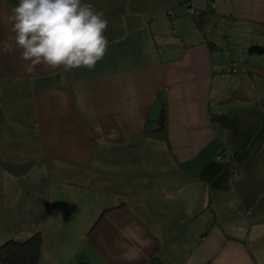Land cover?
Returning <instances> with one entry per match:
<instances>
[{"label":"crops","instance_id":"0c3cea01","mask_svg":"<svg viewBox=\"0 0 264 264\" xmlns=\"http://www.w3.org/2000/svg\"><path fill=\"white\" fill-rule=\"evenodd\" d=\"M184 1L83 0L108 21L92 71L0 51V245L38 234L36 264H264V58L245 54L264 53V0H194L198 22Z\"/></svg>","mask_w":264,"mask_h":264},{"label":"clouds","instance_id":"9594fccd","mask_svg":"<svg viewBox=\"0 0 264 264\" xmlns=\"http://www.w3.org/2000/svg\"><path fill=\"white\" fill-rule=\"evenodd\" d=\"M0 21L8 29L0 51L18 52L27 73L36 65L92 71L109 45L103 12L83 0H18Z\"/></svg>","mask_w":264,"mask_h":264},{"label":"trees","instance_id":"16d2710c","mask_svg":"<svg viewBox=\"0 0 264 264\" xmlns=\"http://www.w3.org/2000/svg\"><path fill=\"white\" fill-rule=\"evenodd\" d=\"M238 95L237 91L233 94ZM165 116L158 117V123L163 124ZM41 239L38 234L25 242L8 240L0 245V264H36L39 257ZM209 264V263H207Z\"/></svg>","mask_w":264,"mask_h":264},{"label":"built area","instance_id":"2783aa9c","mask_svg":"<svg viewBox=\"0 0 264 264\" xmlns=\"http://www.w3.org/2000/svg\"><path fill=\"white\" fill-rule=\"evenodd\" d=\"M211 1V0H210ZM211 5H213V2L211 1ZM183 8H185V10L194 17V19L198 18V14H199V10L197 9V7H195V2L194 0H185L183 3ZM229 67L231 68L232 71L235 70V66L234 63H231V65H229ZM222 157V155L219 153L216 156V160L220 159Z\"/></svg>","mask_w":264,"mask_h":264},{"label":"rangeland","instance_id":"374dc122","mask_svg":"<svg viewBox=\"0 0 264 264\" xmlns=\"http://www.w3.org/2000/svg\"><path fill=\"white\" fill-rule=\"evenodd\" d=\"M198 9V8H197ZM199 10V9H198ZM200 14H201V11L199 10V14H198V18H196V21L198 22L199 21V17H200ZM236 39H237V37H235ZM237 48H239L240 50H244L243 49V47L242 46H240V47H237V46H235V47H233V50H236L237 52L238 51H240L239 49H237ZM245 54H248V55H253L254 56V58H257V59H262V58H264V53H260V52H255V54H251L250 52L248 53H245ZM246 58H250V57H246ZM253 60H255V59H253ZM253 60H251V61H253Z\"/></svg>","mask_w":264,"mask_h":264}]
</instances>
